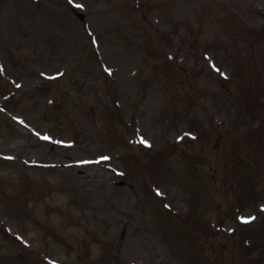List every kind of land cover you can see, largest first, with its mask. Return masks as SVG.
<instances>
[{"label":"rangeland","instance_id":"374dc122","mask_svg":"<svg viewBox=\"0 0 264 264\" xmlns=\"http://www.w3.org/2000/svg\"><path fill=\"white\" fill-rule=\"evenodd\" d=\"M0 264H264V0H0Z\"/></svg>","mask_w":264,"mask_h":264},{"label":"bare ground","instance_id":"6f19581e","mask_svg":"<svg viewBox=\"0 0 264 264\" xmlns=\"http://www.w3.org/2000/svg\"><path fill=\"white\" fill-rule=\"evenodd\" d=\"M2 157H4V155ZM88 159H91V158H88ZM86 166H91V168H96L97 167V165H95V163H92V164L88 163V165H86ZM94 177H95V174L91 173V174H89L87 180L91 183V182H93ZM79 179H82V177H80ZM133 230H135V229H133Z\"/></svg>","mask_w":264,"mask_h":264},{"label":"snow or ice","instance_id":"6c2138e0","mask_svg":"<svg viewBox=\"0 0 264 264\" xmlns=\"http://www.w3.org/2000/svg\"><path fill=\"white\" fill-rule=\"evenodd\" d=\"M76 7L77 8H80V7H82L81 5H76ZM93 43H95V41H93ZM44 139H49V137H47V136H45V137H43ZM141 143H147L146 141H144V140H141ZM102 159H104V160H107V159H109L108 157H103ZM159 194V193H158ZM242 219V222H244V223H248V222H250L248 219H244V218H241ZM251 219H254V218H251Z\"/></svg>","mask_w":264,"mask_h":264},{"label":"water","instance_id":"95a60500","mask_svg":"<svg viewBox=\"0 0 264 264\" xmlns=\"http://www.w3.org/2000/svg\"><path fill=\"white\" fill-rule=\"evenodd\" d=\"M80 17L82 18V16L80 15Z\"/></svg>","mask_w":264,"mask_h":264}]
</instances>
